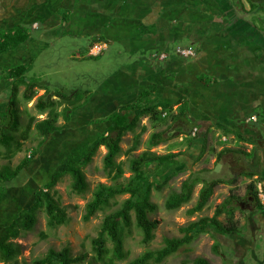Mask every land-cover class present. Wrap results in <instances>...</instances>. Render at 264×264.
Masks as SVG:
<instances>
[{"label": "rangeland", "instance_id": "374dc122", "mask_svg": "<svg viewBox=\"0 0 264 264\" xmlns=\"http://www.w3.org/2000/svg\"><path fill=\"white\" fill-rule=\"evenodd\" d=\"M46 1L48 5L53 1L58 3L59 14H55L44 22L39 21L33 26L28 22L26 27L30 32V39L26 42L25 48L19 46L12 51L0 52L2 55L0 57V93H5L7 96L5 99L0 98V115L7 114L14 87L13 80H7L3 72L6 69L24 65L31 66L26 74V79L37 81L39 88L36 91V96L30 102H25L23 99L22 94L25 87H20L17 93L21 123L16 136L19 140H21V132H24L30 118L43 120L47 117V113L40 114L35 107L38 97L43 95L45 90L61 91L68 96L80 91H90L91 100L87 105L71 113L68 123L60 116L58 125L62 131L46 138L42 146L40 143L44 138L36 132L34 126L31 131L25 134L26 139L23 141L21 151L16 152L10 160L5 158L6 149L0 144V170L4 166L14 169L25 160H29V164L23 169L20 176L4 189L0 206V239L5 237L9 224L19 212L31 205L34 193L39 189L45 190L53 174L63 167L70 152L77 149L89 151L93 148L96 139L107 128L106 121L112 112L111 109L119 110L117 102L122 104L125 101L136 100L138 94L148 88L149 83H152L148 80V75L152 77L155 74V77L157 76L160 80L157 83H163L164 74L169 77V73L164 71V61L155 64L153 72H151L149 64L143 67L142 62L144 60L145 62L152 61L153 57L162 51L166 53L169 63H173L175 58L180 59L181 57L177 54L178 50L190 48L188 44L191 43V40L188 39V34L186 35L188 28H198L201 24L198 19L200 16L205 20L207 18L209 23L217 22L226 26L234 22V18L237 17L240 19L238 23L250 21V24L255 26L258 31L264 32V6L256 7L253 12H250L248 0H67V2L63 1L62 5L59 4V0ZM132 4L138 6V9L134 10ZM66 5L71 8L81 5V9H84V12L80 9L76 12L78 15L76 17L81 19V15L84 14L87 18L79 20L81 24L78 26L83 28L81 32L75 34L62 23ZM53 9L54 6L52 8L47 6L46 12ZM189 9L192 10L189 12ZM1 10L0 7V12H2ZM232 12L235 14L234 17H232ZM155 13L157 19H155ZM1 18L3 15L0 16V20ZM164 20L169 21L167 25L164 24L165 26H151L152 23L156 25ZM168 24L171 27L174 26V30H179L181 34L185 33V38L171 42H169L171 39L168 38L169 40L164 41V44L169 42L168 48L147 51L146 49L150 46L148 41H152L150 32L155 29L171 30ZM144 29L149 35L143 31ZM97 35L106 36L110 41L103 40L93 43L95 38L100 37ZM96 44H105L106 48L99 55L94 56L91 55L90 50ZM257 44L261 46V52L264 53V40L260 43L257 41ZM194 56V58L197 57V55ZM156 60L158 59L156 58ZM188 60L193 61V59ZM141 67L143 68L141 69ZM193 70L197 71L198 68H193ZM127 72L133 75L134 82L121 81V84H118V79L123 78L122 75ZM259 72L263 74L264 70H257L256 73L253 71L256 78L247 84L248 88L241 85L239 87L232 80L219 86V91L222 92L221 95L225 99L222 102L228 103L229 100L232 105L238 107L243 99L242 94L246 96L255 89L257 91L263 89V91L261 92L262 96L260 97L259 94V97L252 102L254 105L250 113L234 124L233 131L216 126L214 130L210 127L207 128L206 133L202 135L201 129L194 128L198 130L197 134L199 133L203 139L210 141L206 148V151L210 149L207 157L201 155L195 162H202L196 168L203 170L194 171L191 169L189 172L188 164L184 162L180 167L156 180L157 183L166 180L168 182L161 190H153L151 195V201L156 204L157 210L150 217L159 221L155 230V238L149 245H143L140 230L133 226L131 233L126 236L125 242V249L130 254L129 259L116 264H128L129 260L145 250L162 247L165 238L182 237V227L202 217H212L216 207L229 198L232 192L237 197L232 206L241 233L233 237L215 234L199 235L189 246L183 247L171 256L166 264H193V261L200 257L207 259L211 264H264V210L257 209L254 199L248 192L249 184L254 183L258 198L261 204H264V86L261 81L256 82L258 79H262V75H258ZM155 77L153 76L152 79L155 80ZM171 77L168 80L172 87L169 88L170 91H167V94L172 95V99L177 98L171 102L174 105L172 113L160 110L162 111L160 115L162 120L158 122L150 120V117L145 115L138 117L134 130L124 136L121 142L122 151L116 159L118 163L123 164L124 169V175L119 180L120 182L131 175L130 159L147 150L157 154L185 152V159L188 157V143L197 135L192 134L194 129L188 134V115L186 121H178L174 118L180 110L177 105L178 100L183 99V96L190 100L193 98L189 94L191 90L189 87L188 94L184 93L183 87L177 83L176 77L173 74ZM113 81H116V85L113 84ZM236 82L238 83L237 80ZM40 87L45 90H41ZM162 91L163 95L160 93L158 99L165 102L167 96L164 93V88ZM244 91L247 92L244 93ZM119 92L125 93L126 98L121 100ZM231 93L234 94V98L228 99V95ZM213 99L210 98V101L212 102ZM54 100L58 103V112L64 108L72 110L71 105L64 102L59 103V98L54 97ZM193 101L198 104L197 100ZM102 103L106 106L100 108ZM217 111L224 121L234 117L230 116L233 115L230 108L221 106ZM137 114L139 115V112L135 111L131 118L134 119L138 116ZM159 132H163L166 141L154 147L151 145L150 138L152 134ZM240 132L244 139H238L236 136V133ZM226 149L231 152H224V156L218 161L216 150L224 151ZM237 150L246 152V154H240ZM106 152L105 147H99L92 162L85 167L84 173L88 188L84 194L79 195L72 192V178L69 175L63 176L50 191L67 212L68 221L57 228H49L45 209L40 208L37 214L38 222L33 231L23 232L13 240L14 243L21 246V254L18 257L21 264L23 260L30 263L33 259L43 257L49 249L61 250L66 246L71 249L74 257L86 256L85 260L79 264H103L96 261L92 239L97 237L105 215L115 210L118 205L113 204L111 207L99 211L88 222L83 220V216L97 184H112L113 175H109L103 163ZM186 161L188 163V158ZM251 171H258L259 178L244 176V172ZM191 175L206 181L218 178L231 180L237 177V182L235 185L216 187L207 207L200 213L189 215L188 210L196 204L203 184L196 186L189 203L177 210L166 209L167 198L171 193L179 192L182 183ZM128 197L129 195L119 196L116 201L120 204ZM219 220L225 223V215H222ZM215 244L219 246V254L213 251ZM106 246L111 248V242L108 241ZM0 264L3 263L0 262Z\"/></svg>", "mask_w": 264, "mask_h": 264}, {"label": "trees", "instance_id": "16d2710c", "mask_svg": "<svg viewBox=\"0 0 264 264\" xmlns=\"http://www.w3.org/2000/svg\"><path fill=\"white\" fill-rule=\"evenodd\" d=\"M248 2L250 5V12H253L256 7L260 8L264 6V0H248ZM80 6L79 9H81ZM132 6L134 10L138 9V6L133 4ZM207 7L209 8L208 5ZM65 11L66 12L62 15V23H64V25L69 21L70 18V11ZM234 16L235 14L232 12V17ZM198 19H200L199 21L201 24H204V21H206L208 25L225 27V29H229L233 34L242 33L247 35V33L250 32L251 34L256 33L257 38L264 36V32L258 30L255 32L253 30V27L255 26H252L250 21L247 23H238L240 19H237V17L234 18L235 21L230 23L229 26L221 25V23L217 22L209 23L208 19L206 18L205 20V18L202 16H200ZM182 20L185 21V19ZM206 22L204 26L207 25ZM162 23L167 25L169 21L164 20L158 25H162ZM153 25L154 24L152 23L151 26ZM168 27L171 30L160 29V31L162 32V35L171 39L169 42L173 40L178 41L180 38H185V36H182V34L180 35L177 33L179 32L178 30H174V26L171 27L170 24H168ZM143 31H145V29ZM168 34L171 36L169 37ZM147 35H149V33H147ZM150 36H152V31L150 32ZM29 39L30 32L28 31L27 27L26 30L24 28H17L15 31L10 30L9 33H0V51L17 49L19 46H21V44L29 41ZM103 40L109 42L105 36L101 35L100 37L95 38L93 43L102 42ZM167 44H165L164 48H168ZM193 45L194 46H190V48H192L194 52H196L195 55L198 56L197 53L200 52L198 43H193ZM149 49H151L150 46L146 50L148 51ZM154 50H163V48L158 47L151 49V51ZM163 54L165 55V58L160 60V57ZM177 54L181 58H175L173 63H169L167 55L163 51L157 56L153 57V60L156 58L159 61L165 60L163 63H165L164 68L165 71H167L171 65H180L183 62H188V59H194L195 57H188L186 59L178 52ZM153 60L150 62L152 63ZM30 68V65H24L12 69H6V71L3 72V75L7 78V80H13L14 82L13 92L11 94V99L9 100V110L6 115H0V144L6 149L5 158L8 160H10L16 152L21 151L23 141L26 139L25 134L31 131L33 126L36 132L44 138L40 143L42 146L44 145L46 138L53 135L54 133L62 131L61 127L58 125L60 116H62L68 123L70 121V114L87 105L91 100L90 91H80L68 96L61 91L51 92L50 90H45L43 87H40L41 90H45V93L38 97L35 107L40 112V114L47 113V117L43 120H37V118L34 117L30 118L29 124L25 128L24 132H21V140H19V138L16 136L20 130L21 123L16 98L17 93L19 92L20 87H25L22 96L25 102H30L36 96V91L39 88L37 81H28L26 79V74ZM168 72H178V70ZM210 77L202 74L198 78V81L204 83L205 79H208V81L212 80L213 77ZM149 85L150 86H148V88L144 89L138 94L136 100L110 114L107 120L109 125L96 139L91 150L86 151L83 149H77L70 152L67 155L63 167L58 172L53 174L47 183L45 190L39 189L34 193L33 202L31 205L23 208L19 212L16 218H14L9 224L5 237L0 239L1 263L21 264L18 259L21 254V246L14 243L13 240L18 238L23 232L27 233L33 231L38 222L37 214L40 208L45 209L47 226L49 228L54 229L66 224L68 221L67 212L61 207L59 201L50 191L57 185L63 176L69 175L72 178V192L79 195L84 194L88 188V182L84 173V169L92 162L96 151L101 146L105 147L107 150L103 159V163L104 168L109 173V175H113L112 184H97L93 192L92 199L86 205V212L83 216V220L88 222L96 215V213L111 207L113 204L118 205V207L109 214L105 215L99 228L97 237L92 239L93 249L96 253V261L103 264H116L118 262L128 260L130 254L125 249V242L126 236L131 233L133 226L140 230L142 235L141 242L143 245L147 246L154 240L155 230L159 225V221L153 220L150 217V215L157 210L156 204L151 201V195L153 190H161L168 182L166 180L162 183H157L156 180L164 177L171 170L180 167L185 162L186 154L185 152L157 154L147 150L142 154L134 156L130 159L129 167L131 175L128 178H125L123 182L119 181L124 175L123 164L118 163L116 160L122 151L121 142L124 136L128 132L134 130L140 115L148 116L150 117V120L158 122L162 120L160 117L162 111L160 110H164L165 112L169 111V113H172L174 106L172 103L156 102L154 94H156L158 90V85L156 83H151ZM54 97L59 98V103L64 102L68 105H71L72 110L64 108V110L58 112V103L56 100H54ZM185 97L186 96H183V99L178 100L177 105H179L178 107H180V110L176 116L173 115L175 116L174 119H177L178 121H186L188 115V134H190L194 128H198L199 130L201 129L203 131L202 135H204L207 128L209 127H203L206 126V122L193 120V118L190 117V101ZM135 111H138L139 115L137 114L138 116L132 119L131 116L135 113ZM240 119L241 118L236 119L237 122H239ZM236 136L238 139H244L242 133H236ZM198 140L205 139H203L198 133L197 136H195V138L190 141L193 142ZM150 141L151 145L156 147L162 142H165L166 139L164 138L163 132H159L152 134ZM204 148L205 145L203 146V149ZM228 151L229 153L231 152V150L227 149L220 152V154H218L217 160L219 161L222 158L223 153ZM237 152L240 154H246V152L240 150H237ZM203 153L204 151H202L201 155ZM28 164L29 160H25L14 169L10 168L9 166H4L1 168L0 206L3 200L4 189L10 182L20 176L21 172L27 167ZM244 176L253 178L258 177L259 175L258 171H251L247 173L244 172ZM236 182L237 177L231 180L218 178L211 181H206L198 176L191 175L182 183L179 192L170 194L165 202V207L166 209L173 211L189 203L192 200L196 186L203 184L201 190L199 191L196 204L188 210L189 215L200 213L207 207L216 187L220 185H235ZM248 192L250 197L254 199L257 209L264 210V204H261V201L258 198L254 183L251 182L249 184ZM123 195H129V197L118 204L116 198ZM235 200H237V197L232 192L229 198L216 207L212 217L205 216L196 221L190 222L188 225L181 228V233L183 234L182 237L165 238L162 247L155 250L147 249L137 257L129 260L128 264H166V261L171 256L176 254L183 247L189 246L197 236L202 234H215L226 237L239 235L241 233V228L239 226V222L235 218V210L232 206ZM222 215H225V223L219 220ZM108 241H110L112 244L111 248H107L106 246ZM213 251L216 254H219V246L217 244L213 246ZM85 258V255L74 257L71 253V249L66 246L61 250L49 249L43 257L33 259L30 263H27L25 260H23L22 264H79L83 262ZM193 264L211 263L207 259L200 257L196 258L193 261Z\"/></svg>", "mask_w": 264, "mask_h": 264}, {"label": "crops", "instance_id": "0c3cea01", "mask_svg": "<svg viewBox=\"0 0 264 264\" xmlns=\"http://www.w3.org/2000/svg\"><path fill=\"white\" fill-rule=\"evenodd\" d=\"M59 1H60L59 2L60 5L63 4L62 3L63 1L67 2V0H59ZM53 2L55 3V1ZM53 2H50L48 5L46 0H0V5H1L0 7L2 9L1 10L2 12H0V16L3 15V18H1L0 20V33L3 34L7 32L9 33L10 30L15 31L17 28H22V29L24 28L26 30V24H28V22L30 24L32 22V26H33L36 23L38 24L39 21L44 22V20L46 21V19L51 18L55 14L56 15L59 14V11L57 9L58 3H55L56 4L55 6ZM14 5H18V6H14ZM47 6L48 8H52L54 6V9L49 12H46ZM79 6L80 5H77L71 8L68 7V5H66L65 7V10L70 11V19L64 26L68 28L69 31L75 34L76 32H81L83 30V28H80L78 26V24L79 25L81 24L79 20L87 19L86 16H84V14L81 15L82 16L81 19L80 17H76L78 16L76 12L79 10ZM191 10L192 9H189V12ZM80 11L84 12V9L83 10L80 9ZM155 19H157L156 13H155ZM157 25L158 24L156 23V25L153 26H157ZM162 25H164V23H162ZM253 30L256 32L257 29L253 27ZM177 33L181 35V32H177ZM184 34H182V36H185ZM187 34H188V39L192 40L191 43L188 44L189 47L194 46L193 43H198V47L200 48V52L197 53L198 56L194 58L193 61L191 62L190 60H188V62H183L180 65L179 64L171 65V67L167 69L166 72L176 71V70H178V72H172V73L168 72L169 77L166 74H164L165 77H163L162 79L163 83H157L160 82V80L157 76L155 77V74L152 75V77H149L148 75V80L158 85V90L156 94H154V98L159 103H171L172 101L177 99V98L172 99V95L169 96L167 94V91H170L169 88L172 87L169 84L168 79L169 78L171 79L172 78L171 75L173 74L176 77L177 83L181 84L180 87H183L182 91L188 94V87H189L191 89L189 91L190 96L193 98V100L198 101V104H196L197 102L195 103V101L190 100L188 98V100L190 101V109H191V112H189V114L190 117L193 118V120L206 122L207 123L206 126L203 127L205 128L210 127L212 130H214L216 126H220L227 131H233L234 129H232V127L234 126L235 123H237L236 119L242 118L250 113L251 108L254 105L252 104V102L259 97V94L260 97L262 96L261 92L263 91V89L261 91H257L255 89L251 93L248 92L249 94H247L246 96L242 94L243 99L239 104L240 107H238L232 105V103H230L229 100L228 103L222 102L225 101V99H223V96L221 95L222 92L219 91V86H222L223 84L228 83L229 81L232 80L239 87L240 85L246 87L250 81L253 82V80L256 78V74H254L253 71H255L256 73L257 70L260 71L264 70V53L261 52L262 51L260 48L261 46L257 44V41L259 43L263 42L264 36L257 38L256 33L251 34L250 32H248L247 35L242 33L233 34L230 32L229 29H225V27L222 26L221 27H217L215 25L204 26L202 24L198 28H194V27L191 29L188 28V33H186V35ZM151 37H152V41H148L150 43L151 49L158 47L161 48L165 47L164 41L167 40L168 37L162 35V32L159 29H155L154 31L152 30ZM107 39L110 41L109 38ZM146 40L148 39L146 38ZM22 46L25 48L26 43L21 44V47ZM6 51H12V50H6ZM1 56L2 55H0V57ZM154 60L152 63L145 62L144 60V62H142L143 67L149 64L148 66L152 70L151 72H153L154 65L159 64L161 62L159 60L156 61ZM143 67H141V69ZM193 68H198V70L195 71L193 70ZM202 74H205V76H209V77L211 76L210 78L212 77L213 78L210 81H208V79H205L206 83L205 82L201 83L200 81H198L199 80L198 78ZM258 75H262V79H258L256 82L261 81L264 86V73L262 74L259 72ZM122 76L123 78L118 79L117 81L118 84H121V81H125L126 83L127 81L128 82L132 81V83L134 82V77L131 73L127 72L125 75ZM153 76L155 77V80L152 79ZM236 80L238 81V83L236 82ZM115 82L113 83L114 85H116ZM124 87L126 86L124 85ZM163 88H164V93H166L167 96L165 102H161L158 99L160 93L161 95H163V91H162ZM246 92L247 91H244V93ZM0 94H1L0 98L3 99L7 98L5 93H0ZM119 96L121 100L126 98L125 93L119 92ZM210 98H214L212 102L210 101ZM231 98H234L233 93L228 95V99ZM129 103L130 102L127 101H125L122 104H119V102H117V104L119 105L118 108L120 109L121 107H124ZM105 106L106 105L102 103L100 105V108ZM221 106L223 108L225 107L230 108V111H233V115L232 114L230 115V116H234L233 119L228 118L226 121H224L221 118V115L217 111V109H219ZM111 111L110 112L112 114L115 110L111 109ZM213 115L214 117H212ZM107 124L109 125V123L106 121V126H108ZM242 129H244L243 126ZM207 144H210V141L208 142L207 140H198L193 142L190 141L188 143V153H187L188 163L186 161L187 158L185 159V163L188 164L189 172L191 169H194V171L203 170L201 168L200 169L196 168V166L202 162L200 163L199 162L195 163V162L200 158L202 151H204V153L202 154V156L204 157L210 152V149L206 151V148L209 146ZM204 145L205 148L203 149ZM216 151H215L216 153L220 154V151L222 150H216ZM215 152L214 154H216ZM218 154L216 155L217 157Z\"/></svg>", "mask_w": 264, "mask_h": 264}, {"label": "built area", "instance_id": "2783aa9c", "mask_svg": "<svg viewBox=\"0 0 264 264\" xmlns=\"http://www.w3.org/2000/svg\"><path fill=\"white\" fill-rule=\"evenodd\" d=\"M106 48V45H94L92 48H91V55H99L104 49ZM178 53L185 56V57H193L195 55V52L192 48H189V49H183V50H178ZM165 58V55H161V59ZM197 132L198 130L197 129H194L193 131V135H197Z\"/></svg>", "mask_w": 264, "mask_h": 264}, {"label": "clouds", "instance_id": "9594fccd", "mask_svg": "<svg viewBox=\"0 0 264 264\" xmlns=\"http://www.w3.org/2000/svg\"><path fill=\"white\" fill-rule=\"evenodd\" d=\"M104 45H105V44H104ZM160 60H162L161 57H160Z\"/></svg>", "mask_w": 264, "mask_h": 264}]
</instances>
